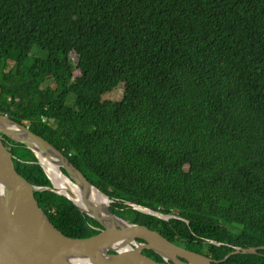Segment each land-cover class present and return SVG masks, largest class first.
<instances>
[{"label":"trees","instance_id":"obj_1","mask_svg":"<svg viewBox=\"0 0 264 264\" xmlns=\"http://www.w3.org/2000/svg\"><path fill=\"white\" fill-rule=\"evenodd\" d=\"M0 113L61 150L116 215L215 264H264V249L223 260L264 246V0H0ZM6 140L18 172L50 185ZM34 194L66 236L103 228Z\"/></svg>","mask_w":264,"mask_h":264},{"label":"water","instance_id":"obj_2","mask_svg":"<svg viewBox=\"0 0 264 264\" xmlns=\"http://www.w3.org/2000/svg\"><path fill=\"white\" fill-rule=\"evenodd\" d=\"M0 119L16 127V132H9L7 128L0 126L8 137L25 143L32 151L42 152L43 149L49 153L50 150L53 157L60 161L67 174L72 177L73 184L79 185L81 181L94 187L68 158L41 136L4 116H0ZM14 133L16 136L13 135ZM12 161L11 153L4 147L0 138V264H74V260L85 264H211V258L176 245L154 229L128 222L115 215L109 207L111 200L97 188L108 201L105 211L117 223L114 228L105 225L93 213L79 207L71 195L61 192L54 183L51 187L29 183L15 170ZM40 190H50L65 195L81 211L98 221L103 229L86 238L66 236L50 222L46 213L39 207L34 193ZM86 203L89 201L84 197L83 205ZM131 205L142 212L159 215L149 208L137 204ZM90 206L89 208L94 210L91 204ZM134 229L145 231L146 236L135 234L130 237L134 235ZM111 231L119 237H122V233L128 236L129 240L125 243L131 250L105 248L98 243L99 238ZM259 248L264 249V246L250 247L248 250L257 253L256 250ZM143 249L152 250L160 255L163 261L144 255L141 252Z\"/></svg>","mask_w":264,"mask_h":264},{"label":"bare ground","instance_id":"obj_3","mask_svg":"<svg viewBox=\"0 0 264 264\" xmlns=\"http://www.w3.org/2000/svg\"><path fill=\"white\" fill-rule=\"evenodd\" d=\"M0 126L3 128H7L9 132H14V130L10 129L7 126V123L2 119H0ZM41 161L43 162L46 171H48V174L51 176V179L53 180L55 186L58 187L61 192L71 195L79 207L86 209L90 213H93L105 225L112 226L113 228L115 225H117V223L113 221L105 211V208L108 206L107 199L96 188L91 187L90 185H87L85 183H81V181H79V185H75V183L73 184L70 180H68L66 178L67 176L65 177L59 170L60 161L57 158L53 157V154L50 150L49 153L46 152L45 155H41ZM79 191L83 195H81ZM84 197H86L89 203L94 207V210H91V208H89V203L83 205ZM133 231L134 235L130 237L135 236V234L146 236V233L143 230L134 229ZM122 237H119L118 234L111 231L99 238L97 241L105 248H117L120 251L131 250L130 247L125 243V241L129 240V237L123 235V233ZM73 262L74 264H85L78 260H74Z\"/></svg>","mask_w":264,"mask_h":264},{"label":"clouds","instance_id":"obj_4","mask_svg":"<svg viewBox=\"0 0 264 264\" xmlns=\"http://www.w3.org/2000/svg\"><path fill=\"white\" fill-rule=\"evenodd\" d=\"M10 98V97H9ZM8 98V99H9ZM73 99V96L69 93L68 94V101L69 100H72ZM102 100V99H101ZM111 100H113V99H111ZM98 115H101V113H97ZM0 116H4V117H6V118H8V119H10V120H12L11 118H9L5 113H0ZM13 122H16V121H14V120H12ZM16 123H18V122H16ZM19 125H22L23 127H26L27 129H28V127L26 126V125H23V124H21V123H18ZM7 125H9L8 123H7ZM9 128L10 129H12V130H15L16 131V127H15V129H14V126H11V125H9ZM34 133V132H33ZM3 135L4 136H6L7 138H9V139H11V140H13V141H15V142H18V141H16V140H14V139H12V138H10V137H8L1 129H0V138H1V141H2V143H3ZM40 136V135H39ZM18 143H21V144H23V145H25L27 148H28V146L25 144V143H23V142H18ZM3 145H4V147L9 151V147L8 146H6L4 143H3ZM56 148V147H55ZM28 149H30V148H28ZM59 150V149H58ZM30 151L35 155V157L37 158V162L40 164V166L42 167V169H43V171L45 172V174H46V176H47V178L49 179V181H50V185H45V186H42V187H51V185L54 183L53 182V180L51 179V176L47 173V171H46V169H44V167H43V162L41 161L40 162V159L38 158V156L37 155H39V152L40 151H32L31 149H30ZM60 152H61V150H59ZM10 152V151H9ZM11 153V152H10ZM62 153V152H61ZM63 154V153H62ZM64 155V154H63ZM11 156H12V163H13V165H14V168H15V170L18 172V170L16 169V167H15V164H14V156L12 155V153H11ZM65 156V155H64ZM66 158H68L67 156H65ZM68 160H69V158H68ZM25 161H27V162H29L30 160H25ZM70 161V160H69ZM71 163V162H70ZM72 164V163H71ZM59 170L61 171V173L66 177V176H70V175H68L67 174V172L65 171V169L61 166V163H60V166H59ZM64 171V172H63ZM22 177H24L20 172H18ZM25 178V177H24ZM26 179V178H25ZM27 181H28V179H27ZM29 182V181H28ZM71 182H73V181H71ZM30 183V182H29ZM55 185V184H54ZM36 186V185H35ZM95 187V186H94ZM95 188H97V187H95ZM98 189V188H97ZM99 190V189H98ZM50 191V190H49ZM100 191V190H99ZM102 192V191H101ZM56 193V192H55ZM59 194V193H58ZM105 194V193H104ZM63 195V194H62ZM65 196V195H64ZM110 199V198H109ZM111 200V199H110ZM111 202H112V200L109 202V207H110V204H111ZM129 206H131L133 209H135V210H138V209H136V208H134L131 204H137V203H134V202H130V201H128V202H126ZM137 205H140V204H137ZM140 206H142V207H146V208H149V207H147V206H144V205H140ZM77 207V206H76ZM78 208V207H77ZM79 209V208H78ZM149 209H151V210H153V211H155V212H157L159 215H153V214H150V213H145V212H142V211H140V210H138V211H140V212H142V213H145V214H149V215H153V216H155V217H157V218H159V219H162V220H169V219H171V218H180L179 216H177V215H175V213H162V212H159V211H157V210H154V209H152V208H149ZM80 210V209H79ZM111 210V209H110ZM112 211V210H111ZM87 214V213H86ZM120 217V216H119ZM122 218V217H121ZM124 219V218H123ZM124 220H126V219H124ZM127 221V220H126ZM129 222V221H128ZM131 223H133V222H131ZM138 224V223H137ZM103 229V228H102ZM101 229V230H102ZM100 231V230H99ZM98 231V232H99ZM161 234V233H160ZM95 235V234H94ZM165 237V236H164ZM166 238V237H165ZM168 239V238H167ZM169 240V239H168ZM170 241V240H169ZM172 242V241H171ZM211 242H213V243H216L214 240L213 241H211ZM174 243V242H173ZM218 244H222V245H226V243H223V242H220V243H218ZM177 245V244H176ZM178 246H180V245H178ZM180 247H183V246H180ZM232 247L234 248V250L233 251H231V252H229L227 255H225L224 257H223V260H226V259H228L231 255H233V254H240L236 249H235V247H238V246H233L232 245ZM240 247V246H239ZM251 247H261V246H251ZM183 248H185V247H183ZM240 248H242V247H240ZM187 249V248H186ZM259 249H262V248H259ZM258 249V250H259ZM145 249H143L141 252L143 253V251H144ZM147 250H149V249H147ZM190 250V249H189ZM258 250H256V251H258ZM152 251V250H151ZM193 251V250H192ZM109 252H113L112 250H109ZM195 252V251H194ZM155 253V252H154ZM198 253V252H197ZM258 253V252H257ZM144 254V253H143ZM157 254V253H156ZM201 254V253H200ZM144 255H146V254H144ZM158 255V254H157ZM204 255V254H203ZM146 256H148V255H146ZM160 256V255H159ZM205 256H207V257H209V258H211L212 259V261H211V264H215L216 263V261L217 260H215V259H213L210 255H205ZM148 257H150V256H148ZM150 258H152V257H150ZM160 258L162 259L161 261H163V258L160 256ZM152 259H154V258H152ZM155 260V259H154ZM158 261V260H157Z\"/></svg>","mask_w":264,"mask_h":264},{"label":"rangeland","instance_id":"obj_5","mask_svg":"<svg viewBox=\"0 0 264 264\" xmlns=\"http://www.w3.org/2000/svg\"><path fill=\"white\" fill-rule=\"evenodd\" d=\"M30 55H32V53H30ZM9 95H10V94H7V96H9ZM8 98H9V97H8ZM103 98L119 99V92L116 91V90H112L111 92H109V93H107V94H104V95H103ZM14 132H16V131L14 130ZM13 135L16 136L15 133H14ZM6 138H7V137H6ZM6 138L3 137L4 141L7 142ZM45 152H46V151L42 149V152H39V155H37L38 158L40 159V162H41V155H43ZM43 167H44V165H43ZM44 169H45V167H44ZM47 173H48V171H47ZM66 178H67L68 180H70V181H73V179H72L71 176H67ZM113 213H114V212H113ZM114 214H115V213H114ZM115 215H116V214H115ZM124 215L127 216L126 214H124ZM117 216H118V215H117ZM127 217H128V216H127ZM250 247H251V246L242 247V248H240V247H235V249H236L240 254H257V253L249 252L248 249H249Z\"/></svg>","mask_w":264,"mask_h":264}]
</instances>
